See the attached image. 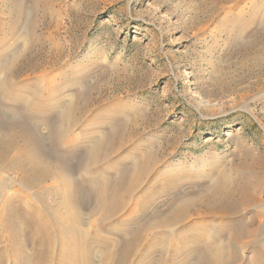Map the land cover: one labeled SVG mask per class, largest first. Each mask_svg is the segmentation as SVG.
I'll return each instance as SVG.
<instances>
[{"label": "rangeland", "instance_id": "rangeland-1", "mask_svg": "<svg viewBox=\"0 0 264 264\" xmlns=\"http://www.w3.org/2000/svg\"><path fill=\"white\" fill-rule=\"evenodd\" d=\"M0 114V264H264V0H0ZM43 119L80 191L12 182L14 121Z\"/></svg>", "mask_w": 264, "mask_h": 264}, {"label": "bare ground", "instance_id": "bare-ground-1", "mask_svg": "<svg viewBox=\"0 0 264 264\" xmlns=\"http://www.w3.org/2000/svg\"><path fill=\"white\" fill-rule=\"evenodd\" d=\"M249 20V19H248ZM239 23V22H238ZM13 26V25H12ZM244 42V41H243ZM257 50V49H256ZM6 56V55H5ZM5 61V59H4ZM5 62H8L7 60ZM5 64V63H4ZM7 64V63H6ZM7 66V65H6ZM8 68H12V67H9ZM68 100V99H67ZM70 101V100H69ZM58 104V103H57ZM66 104V103H65ZM64 104V105H65ZM63 106V105H62ZM80 108H81V105L77 103L76 104H66L63 108V110L60 112V113H56L58 114V121H57V129L56 130V133H54L55 137L57 136L56 134L58 135H62L63 133L65 132H68V128L71 127L69 126L70 125V120L73 121L74 117H76V114L78 113H81L80 111ZM59 110V109H58ZM75 115V116H74ZM7 116V115H6ZM48 117V116H47ZM77 118V117H76ZM50 119H43L39 124H36V125H33V126H26L25 123H22V122H18V121H14L15 122V125H17L18 127V130L16 133L19 134V136H21L23 139V143H21V152L24 154L23 155V158H21V154L19 153H13L10 157H11V160H14V166L10 167V170L11 171H14L16 173V176L14 177V179H12V182L13 183H19L20 185L22 186H25L24 184V181H23V178L24 177H29L31 178L32 176H30V173L35 170L36 168L38 170L41 171V173H43L45 176H47L49 179H54V181H57V182H60L59 184L62 185V191H63V188L64 189H69V187H72L74 188L75 190H78L80 191V188L79 186L73 181V178H72V172H71V167L70 165H68V159H66V161H63L64 158H62L61 156H56V155H52V153H49L47 150L44 149L43 147V142L46 138V135L41 131V126L47 128L48 130H50ZM52 122V121H51ZM78 122V121H77ZM75 121V123H77ZM10 122H7V119L5 118V116L1 115L0 114V129L3 127H7L9 126ZM28 125V124H27ZM118 126V125H117ZM6 131V130H5ZM46 133V132H45ZM49 135V133H48ZM114 138V135H112L109 139H107V143L104 144V146L102 147V151H106V153H112L113 150H114V144H113V141L112 139ZM104 139V138H103ZM101 140L99 139V142ZM2 142V141H1ZM22 142V140L20 141ZM68 144V142H67ZM5 145V144H4ZM6 146L8 148L9 147V144H6ZM4 149H7L6 147H3ZM16 149V148H15ZM8 151V150H7ZM101 151V152H102ZM110 151V152H108ZM104 153V152H103ZM108 155V154H107ZM7 157L8 156V152H6L5 150H1L0 149V158L2 159L3 157ZM65 163V164H64ZM63 170V172H62ZM74 170V169H73ZM74 172V171H73ZM131 176V175H130ZM59 180V181H58ZM261 181V180H260ZM126 182V181H125ZM46 185V184H45ZM115 185V189H114V193L112 194L113 196L110 198V200H104L103 202H101V204L99 203L98 207L100 209V213H102V217H105L106 213L107 212H112L114 213L116 211V209H118V207L121 206V201H120V195L119 193L121 192L122 194L125 193L126 191H128V187L130 186L128 183L125 184L123 183L122 180L120 179H117L116 180V183L114 184ZM44 186V185H43ZM51 185H46L44 186L45 187V190H39L37 192L34 193L36 194V196L39 198L41 195H44L43 194V191H48L49 195L52 196V193L53 191H50V187ZM60 188V187H59ZM44 189V188H42ZM67 189V190H68ZM73 189V190H74ZM60 190V189H59ZM58 189H56V191H59ZM4 191V190H3ZM50 191V192H49ZM61 193L63 194L64 192ZM207 191V190H206ZM209 193V189L207 191ZM45 193V192H44ZM106 193V192H105ZM120 193V194H121ZM207 193V194H208ZM54 194H57L56 192ZM53 194V195H54ZM102 194V192H101ZM104 194V193H103ZM206 194V192H205ZM206 194V196H207ZM120 197H119V196ZM62 196V195H61ZM64 196H65V193H64ZM63 196V197H64ZM197 196V195H196ZM199 196V195H198ZM201 196V194H200ZM199 196V197H200ZM203 196V195H202ZM54 197V196H53ZM53 199V198H52ZM194 199V198H193ZM4 200H8V197L5 196L3 197V195H0V206H1V203L3 202H6ZM40 200V199H39ZM65 200V199H64ZM187 200V199H186ZM40 201L41 202V205H45L43 208L45 210V213H46V216H42V213H40L39 211V215L37 216H34L33 213H29L30 210H27V214L30 215V218H26L29 219V220H33V224H35L34 226L37 228L36 231H38L41 235H43V237L48 234L49 230L47 231V226H48V219L50 221L54 220L56 217H57V213H56V210L51 206L49 205L48 203L46 204L45 203V199H41ZM60 201V200H59ZM123 201V200H122ZM188 201V200H187ZM56 202V201H54ZM45 203V204H44ZM183 203V202H182ZM187 203V202H186ZM60 204V203H59ZM62 204V203H61ZM188 204V203H187ZM172 208V207H171ZM181 208V207H180ZM98 209V210H99ZM69 210V209H68ZM119 210V209H118ZM175 210V209H174ZM176 212V211H175ZM179 212V211H178ZM98 213V214H100ZM172 213V212H171ZM110 215V213H109ZM167 215H170V214H167ZM100 217V216H99ZM69 218V217H68ZM161 218V217H160ZM108 219V218H107ZM162 219V218H161ZM61 220V219H60ZM66 220V219H65ZM73 220V219H72ZM189 220V219H188ZM154 221V220H153ZM152 221V223H153ZM159 221V219H158ZM51 223V222H50ZM0 224L2 226H4L3 224V220L2 218L0 217ZM151 224V223H149ZM77 226V225H76ZM85 230V229H84ZM83 229L80 230V231H84ZM86 231V230H85ZM143 231V230H142ZM134 232V231H133ZM37 233V232H36ZM38 233V234H39ZM39 234V235H40ZM50 234V233H49ZM247 234V233H246ZM250 235H254L255 234V230H250L249 232ZM40 235V236H41ZM141 235V234H140ZM139 235V236H140ZM48 236V235H46ZM45 236V237H46ZM50 236V235H49ZM136 238V237H135ZM139 238V237H138ZM44 239V238H43ZM134 239V238H133ZM139 240V239H138ZM234 240V239H233ZM67 241V240H66ZM143 241V240H142ZM218 242V241H217ZM222 246H224V242L223 241H220ZM45 244V243H44ZM140 244V243H139ZM220 244V245H221ZM132 246V245H131ZM48 247V243H47V246ZM130 247V246H129ZM219 247V246H218ZM222 248V247H221ZM127 249V248H126ZM219 249V248H218ZM48 250V248H47ZM222 250V249H221ZM224 250V249H223ZM127 251V250H126ZM46 252V251H45ZM43 252V253H45ZM219 253L217 252L216 253V256L218 255ZM221 254V253H220ZM45 255V254H43ZM210 255V254H209ZM214 255V254H213ZM210 257V256H209ZM207 258V257H206ZM203 260V259H202ZM204 260H206L204 258ZM211 260V259H210ZM209 260V261H210ZM213 260V259H212ZM207 261V260H206ZM205 261V262H206ZM207 262L209 264H213V263H210V262ZM214 261V260H213ZM204 262V261H203ZM204 262V263H205ZM203 263V264H204ZM206 263V264H207ZM215 264V263H214Z\"/></svg>", "mask_w": 264, "mask_h": 264}]
</instances>
